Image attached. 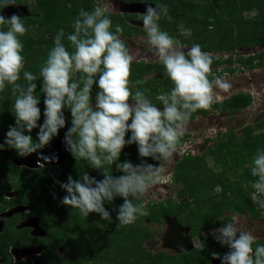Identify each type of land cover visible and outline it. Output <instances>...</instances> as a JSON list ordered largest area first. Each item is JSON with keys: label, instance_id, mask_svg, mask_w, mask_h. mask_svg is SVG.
Listing matches in <instances>:
<instances>
[{"label": "clouds", "instance_id": "1", "mask_svg": "<svg viewBox=\"0 0 264 264\" xmlns=\"http://www.w3.org/2000/svg\"><path fill=\"white\" fill-rule=\"evenodd\" d=\"M90 1L94 7L92 10H79L72 22L71 33L66 35L63 28L58 30L37 75L25 70L24 45L20 39L28 32L21 17L28 18L33 10L29 15L26 13V3L3 0L0 5V93L10 88L13 98L10 111L15 122L9 126L3 143H0V150L13 149L18 155L14 158L20 160L37 153L50 142L60 140L53 138L67 127L63 138L65 150L76 161H86L87 166L99 171L103 178L98 180L84 171L80 172L78 179L69 175L66 182L56 181L66 192L60 204L78 209L83 217L96 213L107 221L113 217L105 204L122 198L123 202L114 209L115 220L121 227H126L134 224L138 217L149 215L145 197L157 184L167 187V191L172 193L170 189L176 185L172 165L178 157L175 155L180 153L183 146L182 138L187 139L185 134L193 114L212 111L213 105L222 101L216 90L228 93L232 84L213 75V56H216V52L203 51L198 43L188 47L161 29L159 21L162 18L171 20L166 4L128 0L131 1L129 7L119 11V5L115 9L107 3L115 0ZM137 4L145 5V10L135 9L133 6ZM15 5L25 7L24 15L13 13L5 17L3 9ZM136 12H143L140 16L142 21L132 23L128 18L127 23L143 26L145 43L156 58L150 61H157L163 66V75L172 85L170 90H161L156 95L159 105L149 99V89L142 87L147 83L145 79H137L135 86L138 87L134 90L130 86L132 64L141 60L136 61L130 45L122 37L139 39L145 35L128 36L123 33L124 28L120 24H116L112 30L111 13L125 16ZM222 53L225 55V52ZM229 56L230 53L227 58ZM215 70L221 72L217 67ZM41 94L43 122L38 123L42 116L39 106ZM66 109L70 112V126ZM34 129H38L35 139L31 135ZM259 131H264V124L254 132ZM133 144L137 146L139 163L133 164L127 159L122 161L123 150ZM211 145H215L214 142ZM197 149H184L183 156L203 155L207 150L201 148L196 152ZM61 152L63 159L62 143ZM174 156L170 177L161 176L165 171L163 164ZM148 158L158 163H150ZM40 159L51 161L56 157L41 154ZM14 163L19 165L17 161ZM37 163L38 167L58 164L44 165L40 160ZM106 165L115 166V170L122 174L117 176L110 173ZM249 170L254 178L250 182L254 189L250 198L264 216V149H257ZM133 200L140 202L133 203ZM239 212L243 211H232L229 221L209 232L218 244L228 249L223 255L213 251L211 256L219 259L221 264H264V244L257 243L258 238L252 232L239 226ZM14 246L10 247L14 261L40 254L36 247L13 249Z\"/></svg>", "mask_w": 264, "mask_h": 264}, {"label": "trees", "instance_id": "2", "mask_svg": "<svg viewBox=\"0 0 264 264\" xmlns=\"http://www.w3.org/2000/svg\"><path fill=\"white\" fill-rule=\"evenodd\" d=\"M36 2L32 15L28 18L21 17L22 21H28L29 31L20 39L24 45L25 70L38 75L40 65L47 58L46 45L49 46L54 42L59 29L63 28L66 35L73 31L72 22L75 13L66 10V0H36ZM2 3L3 0H0V5ZM163 4L168 6L171 16V20L162 18L159 21L163 31H167L185 45L198 43L206 52L230 53L225 59L213 56L212 66L225 62H238L237 66L229 67L232 73L241 69L264 68V47L247 57L241 54L235 56V51L239 48L264 46V0H166ZM225 4L231 5L225 9ZM78 5L83 6L85 10H92L94 7L90 0L89 2L78 0ZM253 10L257 11L256 14L249 15ZM140 16L141 14H129L121 17L119 14L111 13L112 30L114 31L116 24H120L124 28L123 33L128 36H146L143 26L127 23L128 18V20L142 21ZM216 23L222 26H216ZM181 26L184 30L188 29L190 34L185 35L181 32ZM65 44H67L66 39ZM126 45L128 47L127 43ZM212 71L213 75H216L215 67ZM151 72H155L154 76L147 77ZM130 79L133 90L138 87L135 86L137 79H145L147 83L142 87L149 89L147 95L157 105L159 102L155 99L156 95L161 90L168 91L172 87L170 81L163 75V66L157 61L133 62ZM37 91H39V83ZM95 91L94 86L93 95ZM254 100L250 92L240 91L215 103L213 109L232 114L252 106ZM10 110V97L0 95V125L5 127V130L0 129V143H3L9 126L14 124ZM209 112L199 111L193 114L191 120ZM65 113H68L66 115L70 124V112L66 109ZM42 122L41 116L38 123ZM263 124L264 119L256 126L249 125L240 135L234 130L220 133L217 144L209 146L203 155L186 154L181 157L176 162L173 176L175 184L179 185L177 196L180 201L172 195L167 201L160 203L148 201L149 215L138 217L134 224L126 227H121L115 220L114 209L123 202L122 198H118L119 200H115L112 204H105L113 217L107 221L102 220L96 213L83 217L78 209L60 204L66 192L56 181L66 182L69 175L78 179L80 172L84 171L98 180L103 178L99 171L91 170L86 161H76L65 150L63 142L65 132L60 130L59 135L53 138V140H62V151L65 155L56 165L36 168L19 166L11 161L14 157H18L15 150L7 148L0 150V264H25L30 260L14 261L10 253V247L13 245L40 247V254L36 256L40 264H205L206 260L212 257L213 251L223 255L227 248L216 245L213 237V240L208 239L213 243L205 241L197 249L182 254L154 252L145 246L146 240L155 236L148 222H161L166 214H176L187 223L193 222L196 226L198 223L202 227L218 226L229 221L228 217L223 216L228 210L249 212L255 218L261 217L262 211L258 210L257 205L250 198V194L254 191L250 182L254 178L250 174V168L246 166L257 149H264V131L254 132ZM37 131L38 129H34L31 133L34 139ZM185 139L182 138L181 144ZM237 148L244 151L241 160H237L234 155V150ZM217 154H219L218 162L223 165L220 173H217L215 168L208 167L206 161L209 155ZM126 159L131 160L133 164L139 163L135 144L126 146L123 150L121 160ZM148 159L150 163H156ZM105 167L114 175L122 174L115 170V166ZM228 171H231L233 178ZM216 187H220L219 192L214 191ZM8 192L13 194L9 196ZM139 202L133 200V203ZM16 206H23L24 209L15 211L9 216H1L2 213ZM30 215L37 218L43 233L35 234L34 228L29 225L19 226L20 222ZM93 231H96L94 236ZM60 246H63L62 250H59ZM201 248L204 249L200 251ZM101 257L105 260L98 261Z\"/></svg>", "mask_w": 264, "mask_h": 264}, {"label": "rangeland", "instance_id": "3", "mask_svg": "<svg viewBox=\"0 0 264 264\" xmlns=\"http://www.w3.org/2000/svg\"><path fill=\"white\" fill-rule=\"evenodd\" d=\"M19 1L22 3H26V6H27V12L26 13L29 15L31 14L32 10H34L36 7V0H19ZM150 1H154L153 4L156 5L157 3L160 4V2L163 4L166 0H150ZM84 2H89V0L88 1L84 0ZM107 3H109L112 6V8H115V9H117V7L119 5L120 11H123L125 9V6L127 5L125 2L120 3L119 1H116V0H115V6H113L112 1H109ZM230 5L225 4L224 8L228 9L229 7H227V6H230ZM82 8L84 9L83 6L78 5V0H66V10L69 13L70 12L75 13V17L77 16L76 14L79 12V10ZM230 8L233 9L232 7H230ZM56 10H58V9L56 8ZM233 10H235V9H233ZM256 12H257L256 10H253L251 13H249V15H254V14H256ZM119 16L123 17L124 14H119ZM125 16H128V15H125ZM23 22L29 31V27L27 26L28 21L25 20ZM131 22L134 23V21H131ZM61 25H64V24H61ZM216 26H222V24L219 23ZM180 28L183 30L185 35L190 34V31L187 29V28L191 29L190 27H186L187 30H184L183 26H181ZM122 39H124V41H127V43L130 45V51L135 55L136 61H138V60H149V61L150 60H156V58L153 56L152 52L150 51L149 46L145 43L146 36H142L139 39H136L135 37L134 38L122 37ZM53 44H54V42H52L49 46L46 45V48L48 49V51L53 46ZM186 46L191 47L190 45H186ZM262 47H264V46L263 45L262 46L256 45V46H250V47H245V48H239L235 51V56L241 54V55H244L245 57H247L249 54L256 53ZM215 55L224 59V58H227L229 53L226 52L225 55L222 53L221 54L216 53ZM237 64H238V62H233V63L225 62V63L220 64V65H213L212 66V68L217 67L219 70H221L220 73H219V71L216 72V70H215L214 72L216 75L226 79L229 83L232 84V88L228 93H223L217 89L216 90L217 95L220 97L219 100H223L224 98L229 97L233 93H237L240 91L250 92L255 97L253 105L244 109V110H241L239 112L232 113V114L223 112V111L218 110V109H216V110L213 109L208 114L200 115L197 118H195L194 120L190 121L189 125H188V131L185 134L187 136V139L181 144V146L182 145L183 146L180 147V153L175 155L176 157L177 156L178 157L183 156V154H185V152H183L184 149H188V148L194 149L195 147H197L201 150V148L202 149L208 148V146L210 144H212L213 142L215 144L216 138L221 131L226 132L229 130H234L237 135H240V134H243V132L245 131V127H247L249 125L256 126L260 121L262 122V120L264 119V68H255V69H249V70L248 69L237 70L234 73H232L229 70V67H231V66L235 67V66H237ZM154 73L155 72H151L150 74L147 75V77H153ZM6 94H7V96L10 97V105H12L13 98L11 97L10 89H7V90L5 89L4 92L0 93L1 96L4 95L7 98ZM41 99L43 100V94H41ZM40 104L42 105L43 101H41ZM41 111H42V117H43V105L41 106ZM66 114L68 115V113H65V115ZM67 115H66V117H67ZM12 119H13V122H15V118H14L13 114H12ZM69 125L70 124H68V126ZM0 129H1V131L5 130V127L0 125ZM61 131L65 132L66 128L61 129ZM199 149H197L196 152H198ZM234 155H235L237 160H241L244 157V151L241 148H237L234 150ZM175 156L171 161L165 162L163 164L165 171L161 174V176H163L165 178L170 177V167H171L172 162H174V160H175ZM217 157H219V154L213 155V156L209 155L207 157L206 161L208 163V167L215 168L216 172L220 173L221 170L223 169V165L218 162ZM11 161L12 162L18 161V158L11 159ZM251 161H252V159L249 160L246 167L250 168ZM156 163H158V162H156ZM53 171H56V170H53ZM228 174L231 176V171L230 172L228 171ZM231 177L233 178V176H231ZM178 188H179V185H175V186H172L170 190L173 192H176V190H178ZM214 191L219 192L220 187H216L214 189ZM167 193H168L167 187L159 186V184H157L147 194L146 198L150 199V198L154 197L156 199H163L164 197H166ZM12 194H13V192L7 193V195H9V196ZM116 200H119V199L117 198ZM243 219H246V221L248 223H251L249 221V219L248 220H247V218H243ZM251 221H252V224L258 226L260 228V230L263 231V229H264V216L262 218L258 219L257 221H253V220H251ZM21 224L24 226H27V225L32 226L34 228L35 234L43 233L41 231V228L38 225V221H37V218H35V216L34 217L29 216L27 219L22 221L19 225L21 226ZM163 226H165L164 223H162V225H157V226L154 225L157 232L159 233L158 234L159 236H156L155 238L149 239L145 242V246L148 249L153 250V251H157L159 248H161L162 236H163L162 235V233H163L162 227ZM151 228H153V227L151 226ZM92 234L94 236L96 234V231H93ZM199 243H200L199 240H197L195 244H199ZM62 249H63V246H60L59 250H62ZM89 249H90V245H89ZM104 260H105L104 257L103 258L101 257L98 259V261H104Z\"/></svg>", "mask_w": 264, "mask_h": 264}, {"label": "flooded vegetation", "instance_id": "4", "mask_svg": "<svg viewBox=\"0 0 264 264\" xmlns=\"http://www.w3.org/2000/svg\"><path fill=\"white\" fill-rule=\"evenodd\" d=\"M113 6H115V2L112 1ZM143 12H136L133 14H142ZM136 22V20H129ZM138 21V20H137ZM227 98V97H226ZM236 113V112H233ZM228 132V131H226ZM223 133V131H222ZM218 139H216V143L217 144ZM180 159V157H177L174 164L172 165V169L175 168L176 162ZM172 195H174V197H176L178 199V196L175 195V192L172 191V193L168 192L166 197H164L163 199H156L154 197L148 199L145 197V199L148 201H154V203H160L163 201H167L168 197H170ZM180 201V199H178ZM240 213V227L243 230L246 231H250L252 232L257 238V243L259 244H263L264 243V229L263 231L260 230V228L254 224H252V221H257L258 219L262 218L258 217L255 218L253 216L248 215L246 212H239ZM232 211L228 210L225 211L224 215L225 217H228L229 220L231 219L232 216ZM29 217V216H28ZM27 217V218H28ZM30 217H32V215H30ZM34 217V216H33ZM26 218V219H27ZM243 218H247V220L249 219V221L251 223H248L246 221V219ZM251 219V220H250ZM148 222V221H146ZM162 223L165 224V226H163L162 230V246L161 248H159L157 251L154 252H164L165 254H182L185 252H189L190 250L193 249H197L198 247H200L205 241H210L213 243V241L208 240V239H212V236L209 235V232L211 230H213L216 226H209V227H202L201 225H194L193 222L187 223L185 220L179 218L176 214H166L163 218V220L161 222H148V224L150 225V227L152 226L153 228H151L154 233L155 236L153 238H155L156 236H159L156 228L154 227L157 225H162ZM152 224V225H151ZM222 224L219 225V227ZM198 230V231H196ZM261 232V233H260ZM207 234V235H204ZM151 238V239H153ZM206 238V239H205ZM205 239V240H204ZM149 240V239H148ZM199 240V244H195L196 241ZM213 240V239H212ZM147 241V240H146ZM214 242L216 243V245L218 244L215 239ZM220 245V244H219ZM18 246H14L12 247L13 249L17 248ZM11 248V250H12ZM22 248H27V247H22ZM33 247H30V249ZM39 251H41L40 247H36ZM153 251V250H152ZM226 251H228V249H226ZM225 251V252H226ZM22 252V251H21ZM20 252V253H21ZM39 253H35V254H31L28 257H26V259H30L29 261H26L25 264L29 263V264H40V260L38 258H36V256H38ZM25 259V260H26ZM17 261H19L18 259H16ZM205 264H221V261L219 259H213L212 257L208 260H206Z\"/></svg>", "mask_w": 264, "mask_h": 264}, {"label": "water", "instance_id": "5", "mask_svg": "<svg viewBox=\"0 0 264 264\" xmlns=\"http://www.w3.org/2000/svg\"><path fill=\"white\" fill-rule=\"evenodd\" d=\"M133 7L135 9L141 10V8H140L141 6H139L138 4L136 6H133ZM24 8H25L24 6H20V5L8 6V7L3 9V15L5 17H10L13 13H16L20 16H23L24 15ZM129 10L131 11V8ZM61 143H62L61 140H55L54 142H50L49 145L45 146V148H43L41 150H38L37 153H33V154H30L26 157H22L17 162L19 165H26V166L31 167V168L38 167V163H37L38 160H40V163H43L44 165L59 163L63 157L62 152H61ZM41 154L44 156H49V157L55 156L56 159L51 160V161H44V160L40 159ZM23 209H24L23 207H14V208L8 210L7 212L3 213L2 215L3 216H9L13 212L20 211ZM21 226H24V225L21 224Z\"/></svg>", "mask_w": 264, "mask_h": 264}, {"label": "crops", "instance_id": "6", "mask_svg": "<svg viewBox=\"0 0 264 264\" xmlns=\"http://www.w3.org/2000/svg\"><path fill=\"white\" fill-rule=\"evenodd\" d=\"M118 1H119L120 3L125 2V3L127 4V5L125 6V9L128 8V7H129V4L131 3V1H128V0H127V2H126V1H123V0H122V1H121V0H118ZM132 2H133V1H132ZM152 2L154 3V1H152ZM122 6H123V5H122ZM140 8H141V10H144V9H145V5H142ZM118 9H119V7H118ZM125 9H124V10H125ZM137 10H138V9H137ZM119 11H120V9H119Z\"/></svg>", "mask_w": 264, "mask_h": 264}]
</instances>
